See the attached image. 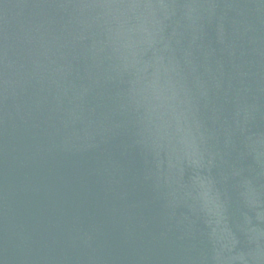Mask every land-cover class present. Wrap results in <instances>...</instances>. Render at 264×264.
Listing matches in <instances>:
<instances>
[{
    "label": "water",
    "instance_id": "95a60500",
    "mask_svg": "<svg viewBox=\"0 0 264 264\" xmlns=\"http://www.w3.org/2000/svg\"><path fill=\"white\" fill-rule=\"evenodd\" d=\"M134 264H264V0H143Z\"/></svg>",
    "mask_w": 264,
    "mask_h": 264
}]
</instances>
